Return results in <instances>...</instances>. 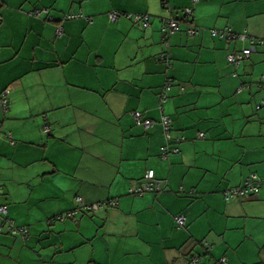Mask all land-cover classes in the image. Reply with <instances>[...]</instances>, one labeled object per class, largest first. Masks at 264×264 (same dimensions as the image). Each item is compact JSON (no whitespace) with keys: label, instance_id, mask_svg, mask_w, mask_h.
Returning a JSON list of instances; mask_svg holds the SVG:
<instances>
[{"label":"crops","instance_id":"obj_1","mask_svg":"<svg viewBox=\"0 0 264 264\" xmlns=\"http://www.w3.org/2000/svg\"><path fill=\"white\" fill-rule=\"evenodd\" d=\"M168 4L0 0V204L29 228L27 239L0 233V264H264V43L233 65L227 54L249 39L211 33L264 41V0ZM188 7L199 33L183 24L166 36L164 22ZM112 11L149 14L151 25ZM73 13L83 16L63 20ZM163 115L185 138L167 159ZM149 170L161 189L132 195ZM252 174L256 193L225 198Z\"/></svg>","mask_w":264,"mask_h":264},{"label":"built area","instance_id":"obj_2","mask_svg":"<svg viewBox=\"0 0 264 264\" xmlns=\"http://www.w3.org/2000/svg\"><path fill=\"white\" fill-rule=\"evenodd\" d=\"M162 4L164 8L167 10L170 9L168 0H162ZM44 12H48V9L42 10ZM32 15L39 17L41 14L40 9H34L31 13ZM193 14V9L188 7L184 9V15L188 21H182L178 18H169L163 24V32L166 36H171L175 33L182 31V26L185 24L186 31L188 35H195L199 33V28H197L190 20ZM82 14H66L63 17V20H71L75 18L82 17ZM121 16H125L130 19L133 23H135L141 30H145L151 25V18L149 14L144 13H121L118 11H112L110 13V18L112 21L118 20ZM90 20V18H88ZM2 21V15L0 14V22ZM62 31V27L58 28V33L60 34ZM213 36H218L220 38H225L228 42H237L238 40H245L249 39V46L244 47L242 49H235L230 51L227 54V60L229 63L233 65H238L241 62L249 59L253 52H255L256 47L259 44H263V40H257L255 38L249 37L247 34L236 33L232 30V28H225L223 30H211ZM168 47V44H166ZM161 59L164 60L168 66L171 65V60L169 57L163 53L160 55ZM169 87V83L167 86L164 87L163 91L160 95L161 103L166 102L167 100V90ZM183 89V88H182ZM0 106L3 110L7 111L8 109V100L7 94H2L0 98ZM259 107V106H258ZM134 119L138 125H142L145 129H149L153 127L155 120L146 117L144 114L140 112H133ZM160 123L163 127V134L165 138V142L162 146L161 158L167 159L171 154L180 153L181 149L179 148V143L185 140L182 136H175L173 133V121L170 116L163 115L160 119ZM48 131V129H46ZM199 137L203 138L204 133H200ZM163 181L158 180L155 177V172L153 170L147 171L144 176V180L141 184L133 187L130 189V193L132 195L141 196L146 192H151L155 190H160L162 187ZM259 181L255 174H252L244 183V185L232 188L230 190L225 191V198L227 200L236 198V197H250L258 190ZM81 202V199L79 198ZM82 203V202H81ZM112 204H117L116 201L112 202ZM84 207V206H83ZM86 210H92V206H85ZM8 209L6 205H0V233L4 232L5 230L12 235H22L26 239L29 237V228L24 226H16L13 224L11 220L7 218ZM72 215V214H69ZM59 218L64 219V216H59ZM187 217L183 214H179L175 216V223L178 228H182L186 226ZM196 262V259L194 260ZM225 259L220 260L217 264H225Z\"/></svg>","mask_w":264,"mask_h":264},{"label":"water","instance_id":"obj_3","mask_svg":"<svg viewBox=\"0 0 264 264\" xmlns=\"http://www.w3.org/2000/svg\"><path fill=\"white\" fill-rule=\"evenodd\" d=\"M259 106V105H258ZM206 248V247H205ZM208 248H206V250H207ZM200 258V256L198 255H195V258L194 259H196V262L198 261V259Z\"/></svg>","mask_w":264,"mask_h":264},{"label":"trees","instance_id":"obj_4","mask_svg":"<svg viewBox=\"0 0 264 264\" xmlns=\"http://www.w3.org/2000/svg\"><path fill=\"white\" fill-rule=\"evenodd\" d=\"M182 21H188V20H187L186 17H184ZM190 21H191V20H190ZM191 22H192V21H191ZM0 205H3V204H0ZM88 211H90V210H88ZM24 227H25V226H24ZM27 228H28V227H27ZM207 250H208V249H207Z\"/></svg>","mask_w":264,"mask_h":264}]
</instances>
